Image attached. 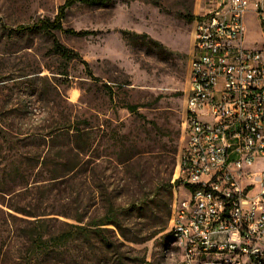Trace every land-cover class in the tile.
Masks as SVG:
<instances>
[{
  "label": "rangeland",
  "instance_id": "1",
  "mask_svg": "<svg viewBox=\"0 0 264 264\" xmlns=\"http://www.w3.org/2000/svg\"><path fill=\"white\" fill-rule=\"evenodd\" d=\"M64 1L0 0V136L12 139L10 144L22 140L20 144L31 142L37 148L39 133L57 126L59 110L65 105L73 117L89 119L94 146L86 163L95 170H80L62 183L46 181V173L38 175L43 180L38 184L47 191L34 190L26 200L52 223L55 218L73 222L51 212L92 210L101 203L103 190L115 204L130 209L134 200L147 193L150 201L145 208L141 212L133 208L124 217L127 228L152 236L143 243H128L131 249L126 252L145 258L144 264H157L170 243L174 189L179 192L181 186L178 164L186 145L183 122L194 41V21L187 16H197L199 0H113L101 7L75 4L63 24L91 32L83 37L19 29L40 18L54 19ZM122 30L148 34L165 50L151 43L135 44L124 38ZM262 36L258 19L248 18V45H260ZM53 37L87 61L94 76L112 86V98L79 59L69 62L65 74L66 61L53 51ZM126 103L138 105L136 112L122 107ZM66 141L65 136L56 139L60 146ZM5 161L0 156V163ZM8 186L22 188L20 183ZM14 200V195L0 192V264H24L20 233L25 223L2 211L9 210L5 204ZM155 230L159 232L153 234ZM87 246L78 240L64 253H51L48 261L115 264L102 256L94 260ZM129 264L139 262L131 259Z\"/></svg>",
  "mask_w": 264,
  "mask_h": 264
},
{
  "label": "built area",
  "instance_id": "2",
  "mask_svg": "<svg viewBox=\"0 0 264 264\" xmlns=\"http://www.w3.org/2000/svg\"><path fill=\"white\" fill-rule=\"evenodd\" d=\"M193 39L181 186L157 264H264V0H199Z\"/></svg>",
  "mask_w": 264,
  "mask_h": 264
},
{
  "label": "trees",
  "instance_id": "3",
  "mask_svg": "<svg viewBox=\"0 0 264 264\" xmlns=\"http://www.w3.org/2000/svg\"><path fill=\"white\" fill-rule=\"evenodd\" d=\"M112 1L65 0L60 5L54 19L40 18L31 26H21L19 29L35 30L48 34H52L53 31H63L73 36H87L91 33L88 30H76L64 26L63 20L67 11L75 4L101 7L107 6ZM187 17L191 21L197 18L193 14ZM122 33L124 38L135 44L139 41L146 45L151 43L155 47L165 50L162 43L151 39L148 34H137L128 30H122ZM53 51L66 61L65 74L68 73L69 62L79 59L84 64L85 70L91 79L102 82L93 75L87 61L63 45L56 37H53ZM102 87L105 93L112 98L114 95L112 86L102 82ZM122 107L131 112H136L138 109V105L129 103L122 105ZM59 112L61 117L56 121L57 126L52 127L49 132L39 133L40 140L36 144L37 148H32L31 142L25 141L24 144H20L22 140L10 144L13 141L12 139H9L6 135L0 136V156L6 160L4 163H0L3 165L2 171H0V192L15 196L14 201L5 204L9 210L2 211L4 213L6 211L9 218L25 223L20 233L23 239L24 253L22 257L24 264H54V262L48 261L51 253L57 255L64 253L63 249L69 248L71 244H75L78 240H82L84 244L89 245L87 247L94 260L102 256L108 261L114 259L115 264H129L131 259L138 261L139 264H144L145 258H133L136 256L130 255L126 252V249H131L128 243H143L152 234L145 236L140 230L127 228L124 215L125 212L133 208H137L141 212L150 201V196L147 193L134 200L130 209L122 204H115L107 191L103 190L101 191V203L96 204L92 210L85 208L80 211V208L76 207L75 214H70L68 210L51 212V214L72 219L73 222L55 218L56 220L52 223V220L41 217L43 214L35 209V204L31 200H26L28 199L26 197L34 190L47 191L38 184L43 181L37 178L38 175L46 173V181L62 183L65 180L64 177L77 174L80 170H95L94 167L88 168L89 165L86 163L89 162L94 146L90 132L93 128L92 122L87 118L73 117L68 105H65ZM59 136L67 138L64 145L60 146V143L56 142ZM13 150L14 156L12 154ZM9 155H12V157L8 158ZM138 164L140 167L142 166L141 162ZM9 183H20L22 188L20 190L13 189L8 186ZM177 183H180V180H177ZM169 189L172 191L173 186L170 185ZM163 229H165L164 226L159 228L160 231ZM159 230H155L153 234L159 232ZM2 245L0 249H3ZM86 256L91 257L88 253Z\"/></svg>",
  "mask_w": 264,
  "mask_h": 264
}]
</instances>
